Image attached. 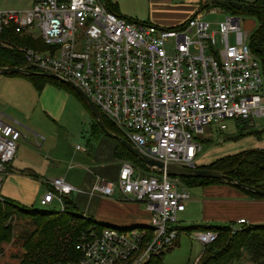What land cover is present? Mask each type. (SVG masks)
Segmentation results:
<instances>
[{"label":"built area","instance_id":"1","mask_svg":"<svg viewBox=\"0 0 264 264\" xmlns=\"http://www.w3.org/2000/svg\"><path fill=\"white\" fill-rule=\"evenodd\" d=\"M34 27L38 36L30 32ZM12 34L38 39L45 47L18 48L22 68L72 81L125 140L165 165L195 168L202 140L214 129H227L229 120L253 126V118H264L261 61L241 33L238 15L227 13L216 29L198 15L159 27L119 16L106 0H33L27 9H0V46L13 48ZM21 137L0 121V176ZM178 179L140 175L128 160L115 181L97 177L91 194L109 197L118 190L123 199L143 203L149 220L82 231L75 244L79 256L57 264H145L175 247L183 233L177 215L190 197ZM46 183L39 203L57 201L64 210L63 196L75 188L62 178ZM236 222L246 224L244 218ZM238 228L231 226L232 232ZM191 238L204 246L217 233L196 230Z\"/></svg>","mask_w":264,"mask_h":264},{"label":"crops","instance_id":"2","mask_svg":"<svg viewBox=\"0 0 264 264\" xmlns=\"http://www.w3.org/2000/svg\"><path fill=\"white\" fill-rule=\"evenodd\" d=\"M2 1L4 0L0 1V9H27L33 0H26V2L24 0H9L4 4L1 3ZM223 1L229 0H111L116 7V12L125 19L159 27L178 26L194 15L203 18L204 12L215 13L218 9L224 11L213 6L208 9L203 8L206 4ZM11 4L19 5V7L11 6ZM56 87L62 86L53 82H45L40 88H37L24 75L0 74V121L14 126L21 132L22 137L29 138L28 136L33 135L36 147H39L35 149L32 143L19 138L15 156L0 176V193L24 206L33 205L37 201V193L40 188L42 190L45 188L44 194L49 187L46 181L50 180L47 177L51 173L52 162L55 161L51 159L52 153L49 151L51 148L45 144L41 146L42 143L38 142L37 137L42 140L45 138L42 134L46 138L50 137L51 134L46 131L47 123L50 121L57 123L61 115V109L59 110L57 106L58 95L54 92ZM233 122L231 134L225 136L222 132L220 134L224 141H228L224 142L223 147L213 146L214 148L203 153L201 158H198V166L208 165L219 158L243 151L264 149V139L262 138L264 128L250 127L251 129L242 132L243 135L239 136L242 125L236 121ZM93 130V135L97 137L102 135L112 140L115 155V139L101 130L94 128ZM219 132L212 131L207 138H203L202 143L211 145L213 134ZM43 146L46 149H42ZM82 151L86 152V148ZM121 160L123 161V159ZM64 174L67 176L69 172ZM56 178L64 180L63 176L59 174L56 175ZM182 185V188H185L190 196L186 205L192 201L194 204H191L190 208L198 210V213L192 217L193 224L240 227L241 225L236 222L240 218H244L246 224H264V196H248L237 187L223 183L207 185H186L183 183ZM190 189H195L194 191L200 197L191 200ZM113 194L104 197L97 193H89L88 204L92 202L93 197H97L98 205L95 207H97L98 219L89 217L105 223L104 219L109 217L108 213L122 208L123 218L127 221L126 223H129V226H142L148 222L149 213L144 205V209H140V204L137 201L131 198L123 199L120 193V197L117 196V199H113ZM2 195L0 197H3ZM69 198L75 204L72 193L69 194ZM186 205L184 210L178 214L186 211ZM144 217L146 218L144 219ZM182 217L180 216V218ZM179 225L182 226L180 223Z\"/></svg>","mask_w":264,"mask_h":264},{"label":"trees","instance_id":"3","mask_svg":"<svg viewBox=\"0 0 264 264\" xmlns=\"http://www.w3.org/2000/svg\"><path fill=\"white\" fill-rule=\"evenodd\" d=\"M106 5L109 10L118 14L111 0H106ZM212 6L221 8L229 14H246L257 18L258 27L250 36L249 47L252 53L261 61L264 77V0L212 2L204 5L203 8L208 9ZM9 39L10 41L12 39H20V42L25 47L30 45V47L45 49L39 40L32 39L27 35L12 34ZM23 61V53L18 48L0 46V67L21 66ZM21 75L26 76L37 88H40L45 82H53L62 87H69L65 83L38 73ZM70 89L74 91L72 88ZM79 98L87 107L83 99L80 96ZM100 116L108 131L123 137L122 133L105 116L101 114ZM236 122L242 125L239 136L243 135L242 132L252 127L245 121ZM108 123L115 131L108 127ZM93 128L101 130L96 120ZM115 142V156L117 158L129 160L135 167L138 165L145 170L150 169L122 144L116 140ZM200 168L220 171L238 182L264 191V149H252L228 155ZM152 171L155 173L154 170ZM179 179L186 185H207L212 183L232 185L230 182H222L213 178L180 177ZM238 189L248 196H264L251 190ZM63 204L64 210H40L24 206L9 198L0 197V255L3 253V245L9 243L13 237V221L19 218H28L34 228L27 235L21 237L22 253L17 264H57L75 260L79 256L75 249V244L80 233L90 228L100 229L106 224L91 217L86 221V217L89 216L84 215L85 217H82V214L74 209V202L67 195L63 196ZM71 221L84 222L72 225ZM179 229L186 233L196 230H212L217 233L215 241L203 246V252L200 256L202 259L199 264H235L236 261L242 259L244 252L247 253L249 260L253 264H264V224H243L234 232H232L229 225L191 224L182 225ZM222 234L230 236L223 238ZM177 243L178 241L176 245ZM164 253L152 258L145 264H159Z\"/></svg>","mask_w":264,"mask_h":264},{"label":"rangeland","instance_id":"4","mask_svg":"<svg viewBox=\"0 0 264 264\" xmlns=\"http://www.w3.org/2000/svg\"><path fill=\"white\" fill-rule=\"evenodd\" d=\"M6 1L9 0H4L1 3L4 4ZM24 2H26V0H24ZM11 6L19 7V5L12 4ZM226 15L227 13L218 9L215 13L211 11L204 12L203 19L211 24V28L216 29L218 23L223 21ZM238 17L240 19V31L244 36H247V40L249 42L251 34L258 27V20L256 17L246 14H240ZM30 32L35 36L39 35V30L36 27H34ZM235 39L236 35L234 33L229 34V41L231 43H234ZM10 43L13 45L14 49L26 48L24 44L20 42V39H12ZM27 47L30 48V45ZM69 87L63 86L55 88L54 92L58 95L57 106L59 110L61 109V115L59 116L57 123L54 121L47 123L46 131L51 134V136L46 138V136L42 134V136L45 138L42 140L40 137H37V140L38 142L42 143L41 146L45 144V146L47 145L49 148H51V150H49L52 153L51 159L55 161L52 162L53 165L51 173L47 178L52 180L56 178L57 174H59L63 176L67 183L73 184L75 191L72 192V196L73 200L75 201L74 205H76L74 209L81 213L82 217L87 215L92 216L94 219H98V216L96 215L97 207H95L98 205V200H96L97 197H93V199H91L92 202L88 204L90 201H88V198L91 188L94 182L97 180V177L103 178L105 180L115 181L118 178V169L122 164V160L115 157L111 139L102 135H98V137L93 135V124L95 123V118L92 116L91 112L87 109L76 92L72 91L70 89L71 87ZM253 120L254 125L252 127L264 128L263 117H255ZM233 125V121H227V129L220 131L217 134L214 133L211 145L202 143V150L198 158H201L202 154L207 150L214 148L213 146L223 147L224 142H227L228 140L224 141V138H222L220 134L221 132L224 133V136L231 134ZM108 127L115 131V129L110 125ZM213 132H215V129ZM28 137L29 138H21L29 143H32L35 149L39 148L36 147L34 136L32 135ZM262 138L264 139V135ZM18 142L19 141H17V144ZM87 142H89V144H87ZM77 146L79 147L77 148ZM82 148H86V152L82 151ZM42 149H46V147L44 148L43 146ZM138 167L137 173L140 175L154 174L152 169L145 170L142 167ZM199 167H205V165H199ZM65 172H69V174L65 176ZM179 182L182 181L180 180ZM44 190L45 188L43 190L40 188L39 192L37 193V201L29 207L40 210H61V206L57 201H53L52 204L48 205H41L39 203V199L43 195ZM194 190L195 189H190L191 200L193 198L200 197V195H197L196 191ZM0 195L2 194L0 193ZM117 196H119V192L118 190H115L112 197L113 199H117ZM7 198L11 197L8 196ZM137 203L140 204V209H144L143 203L138 201ZM191 204H194V202L191 201L188 203V205H186V211L177 215L178 221L181 225H190L194 223L192 217L198 213V210L195 208H190ZM122 212V208H120L114 210L113 213H108L109 217L104 219L105 224L118 227L129 226V223H126L127 221L124 220ZM180 216L183 217L180 218ZM88 218L90 217H86V221H88ZM145 218L146 217H144V219ZM79 222L80 221H71V224H78ZM33 228L34 227L28 218H19L13 221V237L9 243L3 245V253L0 255V264H17L19 262L20 255L22 253L21 237L27 235L33 230ZM191 232L181 233L177 240V245L164 253L159 264H193L198 258H200L197 262V264H199L202 259L200 256L203 252V244L193 240L191 238ZM222 236L223 238H227L230 235L222 234ZM235 264L253 263L249 260L247 253L244 252L242 259L236 261Z\"/></svg>","mask_w":264,"mask_h":264},{"label":"water","instance_id":"5","mask_svg":"<svg viewBox=\"0 0 264 264\" xmlns=\"http://www.w3.org/2000/svg\"><path fill=\"white\" fill-rule=\"evenodd\" d=\"M34 73H38V74H41L44 76H49V77H51L57 81H60L62 83L67 84L68 86H70L86 103L89 111L91 112V114L95 118V120L98 122L101 130L103 132H105L108 136L112 137L117 142L122 144L128 151H130L133 155L138 157L148 168L154 170L155 173H160V174L165 173L168 176L177 177V178H180V177H198V178L219 179L222 182H230L235 187L251 190V191L257 192L261 195H264V191L259 190L253 186L238 182V181L234 180L233 178H230L229 176L222 174L220 171L212 170L209 168H200V167L188 168V167H182V166L173 165V164L165 165L161 161H158V160H155L153 158L146 156L145 154L141 153L136 147H134L132 144H130L127 140H125L123 137L109 132L105 128V125L102 122L99 110L89 100V98L85 95V93L70 80L62 79V78L58 77L56 74L46 72V71H43V72L28 71V70L22 68V66L0 67V74H3V75L4 74H27V75H29V74H34Z\"/></svg>","mask_w":264,"mask_h":264}]
</instances>
